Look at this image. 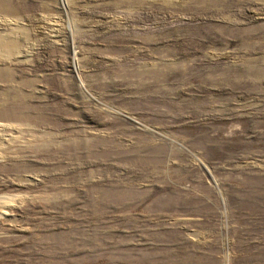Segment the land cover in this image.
I'll use <instances>...</instances> for the list:
<instances>
[{
    "label": "rangeland",
    "instance_id": "obj_1",
    "mask_svg": "<svg viewBox=\"0 0 264 264\" xmlns=\"http://www.w3.org/2000/svg\"><path fill=\"white\" fill-rule=\"evenodd\" d=\"M0 264H264V0H0Z\"/></svg>",
    "mask_w": 264,
    "mask_h": 264
}]
</instances>
